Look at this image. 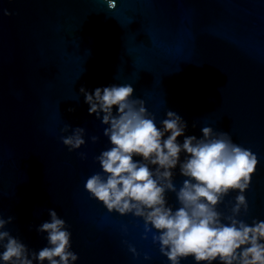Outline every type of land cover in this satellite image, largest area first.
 Returning <instances> with one entry per match:
<instances>
[{
    "label": "water",
    "instance_id": "water-1",
    "mask_svg": "<svg viewBox=\"0 0 264 264\" xmlns=\"http://www.w3.org/2000/svg\"><path fill=\"white\" fill-rule=\"evenodd\" d=\"M113 83L131 84L157 124L172 110L186 135L211 127L256 153L240 218L264 220V0H116L114 9L107 0H0V216L14 218L6 230L39 250L46 240L35 226L55 209L76 264H169L141 218L109 213L84 189L110 145L79 89ZM66 125L86 129L80 149L63 145ZM183 179L177 169V187ZM235 194L219 206L225 214Z\"/></svg>",
    "mask_w": 264,
    "mask_h": 264
},
{
    "label": "clouds",
    "instance_id": "clouds-1",
    "mask_svg": "<svg viewBox=\"0 0 264 264\" xmlns=\"http://www.w3.org/2000/svg\"><path fill=\"white\" fill-rule=\"evenodd\" d=\"M107 3L109 9L116 7V0ZM4 15L11 13L4 9ZM79 92L88 114L105 126L103 136L110 145L94 158L101 171L84 183L91 199L109 213L141 218L169 264L189 258L193 264H264V220L240 218L249 211L245 193L259 165L256 153L211 127L200 128L199 137L186 135L187 122L172 110L157 124L145 101L133 98L131 84L92 90L81 86ZM61 132L69 133L60 139L70 152L86 143L83 127L66 125ZM90 139L95 143L99 138ZM177 169L184 177L179 187L174 182ZM233 192L230 214H225L219 206ZM168 193L175 195V206ZM47 213L49 219L35 226L46 240L39 250L6 230L12 216H0V264H76L79 256L72 250L69 226L55 209ZM129 251L138 256L131 245Z\"/></svg>",
    "mask_w": 264,
    "mask_h": 264
}]
</instances>
